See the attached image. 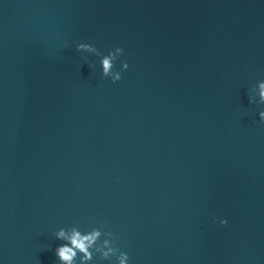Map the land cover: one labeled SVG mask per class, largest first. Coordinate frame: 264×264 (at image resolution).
Returning <instances> with one entry per match:
<instances>
[{"label": "water", "instance_id": "1", "mask_svg": "<svg viewBox=\"0 0 264 264\" xmlns=\"http://www.w3.org/2000/svg\"><path fill=\"white\" fill-rule=\"evenodd\" d=\"M260 81L264 0H0V264H264Z\"/></svg>", "mask_w": 264, "mask_h": 264}, {"label": "clouds", "instance_id": "2", "mask_svg": "<svg viewBox=\"0 0 264 264\" xmlns=\"http://www.w3.org/2000/svg\"><path fill=\"white\" fill-rule=\"evenodd\" d=\"M76 51L93 53L100 57L101 76L110 78L112 83L121 80V72L127 70L128 64L122 63L121 70L115 71V61L124 54V50L116 47L110 50L107 55H101L97 48L89 43H79L76 45ZM250 102L264 104V81L258 82L254 89ZM258 95V101L256 96ZM261 121H264V111L259 113ZM221 225L227 224L226 219L220 220ZM55 237L65 243L55 250V254L60 264H92L93 260L99 254L100 260L111 261L115 257V264H127L129 256L126 252L116 247V241L111 231H101L100 228H93L91 231L82 233L78 228H61L55 233ZM104 237V239H101Z\"/></svg>", "mask_w": 264, "mask_h": 264}]
</instances>
